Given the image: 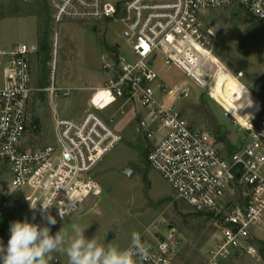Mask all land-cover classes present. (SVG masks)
<instances>
[{
	"label": "built area",
	"instance_id": "obj_1",
	"mask_svg": "<svg viewBox=\"0 0 264 264\" xmlns=\"http://www.w3.org/2000/svg\"><path fill=\"white\" fill-rule=\"evenodd\" d=\"M47 1L56 40L47 62L50 85L38 86L33 72L45 46L19 41L0 47V165L7 168L11 190L22 193L29 209L38 214L62 219L77 212L91 196L103 192L92 170L122 139L116 123L123 108L141 107L138 131L148 141L150 165L170 182L177 200L219 219V229L205 250L206 264H240L245 257L262 263L264 100L244 124L237 149L226 152L218 137L189 122L176 101L186 89L180 82L166 85L155 65L161 56L166 70L177 68L199 86H210L213 73L199 50L212 53L206 47L203 16L215 9L239 13L243 8L264 24V0ZM106 19L124 24L131 53L103 61L108 77L95 88L90 107L76 121L61 115L54 103L61 90L56 86L58 30L66 21ZM242 76L240 72L236 77ZM101 88L108 99L97 103L94 98ZM40 92L49 95L55 109V139L49 144L30 129L31 107ZM115 106L116 113H104ZM224 115L237 122L227 110ZM161 218L140 235L150 249L143 264H178L175 229Z\"/></svg>",
	"mask_w": 264,
	"mask_h": 264
},
{
	"label": "rangeland",
	"instance_id": "obj_2",
	"mask_svg": "<svg viewBox=\"0 0 264 264\" xmlns=\"http://www.w3.org/2000/svg\"><path fill=\"white\" fill-rule=\"evenodd\" d=\"M208 37L206 47L199 48L206 55V63L213 77L210 86L201 87L177 68L166 70L160 56L155 69L166 85L182 83L186 89L183 97L176 99L189 122L213 133L220 132L219 141L226 152H234L245 134L244 124L258 112L264 100V24L241 8L237 16L231 8L215 9L203 16ZM120 20L66 21L60 25L57 41L56 92L57 111L76 121L90 107L95 88L103 86L107 74L103 61L113 54H130L131 47ZM52 10L47 0L26 2L0 0V47H10L15 42L45 46L43 58L34 62L33 72L38 86H48L50 50L54 47ZM56 41V40H55ZM119 46V47H118ZM38 59V58H37ZM216 69H213L214 62ZM215 68V67H214ZM242 72L239 79L236 76ZM247 90V91H246ZM108 99L106 90H97L94 101ZM31 132L40 136L45 144L55 139V109L49 95L40 92L31 107ZM116 129L122 139L99 161L92 177L103 192L91 196L81 208L65 217L38 214L31 211L20 192L9 186V174L0 165V241L5 247L10 238V223L27 219L41 227L48 226L55 235L63 227L69 237L71 225L86 228L87 239L96 238L99 244L109 243L119 250L131 243L133 232L140 235L156 218L175 229L178 264H206L205 250L219 229L215 214L195 212L185 201L177 200L170 182L147 160L148 141L138 125L143 109L123 108ZM137 110V111H136ZM227 110L236 117L233 122L224 115ZM118 106L104 113H116ZM123 168H130L128 175ZM49 217L55 224L49 223ZM114 235L106 242L107 235ZM50 264H68V257L52 253ZM240 264L257 263L245 257Z\"/></svg>",
	"mask_w": 264,
	"mask_h": 264
},
{
	"label": "clouds",
	"instance_id": "obj_3",
	"mask_svg": "<svg viewBox=\"0 0 264 264\" xmlns=\"http://www.w3.org/2000/svg\"><path fill=\"white\" fill-rule=\"evenodd\" d=\"M49 223L55 224V219L49 217ZM71 229V237L63 227L51 235L48 226L27 219L13 221L7 246L0 241V264H50L54 252L66 255L68 264H143L149 259L150 249L137 232L132 233L130 246L119 250L110 243L99 244L95 237L87 239L86 228L77 224Z\"/></svg>",
	"mask_w": 264,
	"mask_h": 264
},
{
	"label": "water",
	"instance_id": "obj_4",
	"mask_svg": "<svg viewBox=\"0 0 264 264\" xmlns=\"http://www.w3.org/2000/svg\"><path fill=\"white\" fill-rule=\"evenodd\" d=\"M234 14L237 15L238 12L235 11ZM155 57H156V55H154V56L151 58V60L149 61L150 64H153ZM123 172L126 173V174H128V175H132V174H134V171H133L132 169H130V168H123ZM169 228H172V225H169ZM113 235H114V234H113L112 232H109L108 235H107L106 242H107V241H108Z\"/></svg>",
	"mask_w": 264,
	"mask_h": 264
},
{
	"label": "bare ground",
	"instance_id": "obj_5",
	"mask_svg": "<svg viewBox=\"0 0 264 264\" xmlns=\"http://www.w3.org/2000/svg\"><path fill=\"white\" fill-rule=\"evenodd\" d=\"M216 65H217V62L215 61V62H214L213 69L217 72ZM214 67H215V68H214ZM236 78H237V77H236ZM99 90H105V89H102V88H101V89H99Z\"/></svg>",
	"mask_w": 264,
	"mask_h": 264
},
{
	"label": "trees",
	"instance_id": "obj_6",
	"mask_svg": "<svg viewBox=\"0 0 264 264\" xmlns=\"http://www.w3.org/2000/svg\"><path fill=\"white\" fill-rule=\"evenodd\" d=\"M45 45V48H46V44H44ZM216 135H217V137L219 138L220 137V132L219 133H215ZM262 252H263V254H264V248H262Z\"/></svg>",
	"mask_w": 264,
	"mask_h": 264
},
{
	"label": "flooded vegetation",
	"instance_id": "obj_7",
	"mask_svg": "<svg viewBox=\"0 0 264 264\" xmlns=\"http://www.w3.org/2000/svg\"><path fill=\"white\" fill-rule=\"evenodd\" d=\"M235 15V14H234ZM238 15V14H237ZM237 15H235V16H237Z\"/></svg>",
	"mask_w": 264,
	"mask_h": 264
}]
</instances>
